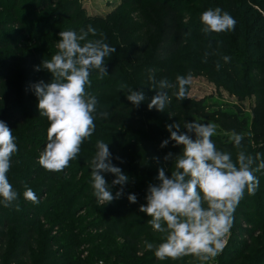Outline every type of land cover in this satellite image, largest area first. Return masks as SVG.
<instances>
[{"label": "rangeland", "instance_id": "374dc122", "mask_svg": "<svg viewBox=\"0 0 264 264\" xmlns=\"http://www.w3.org/2000/svg\"><path fill=\"white\" fill-rule=\"evenodd\" d=\"M164 2L178 12L177 32L174 40L180 42L181 47L174 55L156 62L153 60V50L165 17L164 7L158 6V3ZM216 7H220L235 19V27L226 32L205 34L200 21L201 14ZM56 13L58 16L52 17ZM51 18L54 19L49 21ZM77 18L78 21H76ZM89 25L97 29V35L93 37L90 34V39H99L102 34L107 44L116 47V52L105 58V66L126 69L127 74L128 70L133 69L137 91L142 90L140 84L144 90L145 86H154L149 80L150 73L143 74L145 70H153L157 82L166 79L171 84L176 83L177 75H191V81L186 85L187 95L184 100L180 101L173 95L176 88L165 90L170 97L165 111L173 113L169 122L181 124V132L186 131L183 128L186 121L201 120L197 114V107H190L197 106L201 102L212 107L208 112L238 113L242 121L246 122L244 127L251 129L253 110L261 90L264 91V58L262 56L264 0H128V3H124L123 0H0V26H2L0 28V79L5 80L1 83V88L5 91L4 98L7 100L8 91L15 89L22 91L17 94L18 99L31 103L28 106L31 108L30 114L25 119H18L11 126L22 141L31 138L39 141L43 134L46 140L43 149L47 143L48 126L44 125L49 122L46 123L44 119L38 120L32 117V114L38 110L36 107L38 100L31 85L41 80L45 82L51 80L50 73L43 69L36 71L35 67L41 65L43 59L49 60L58 51L56 44L59 35L52 34L53 31L56 33L65 30L79 32L81 28L86 30ZM47 33L50 34L47 35ZM214 41H218L224 47H217ZM224 57L229 58L227 62ZM259 59H263L261 64L257 63ZM226 66L231 67V73L225 71ZM98 74V70H92L91 84L87 87L88 92L111 79L96 77ZM143 92L146 99L141 106L147 110L148 103L157 91ZM127 94L125 93L124 96ZM95 96L99 103L111 100L102 95ZM5 104L4 102L0 107V111L3 110ZM138 110L142 111V109ZM26 112L28 111H24ZM9 119L10 116L0 114V120L6 122ZM213 124L216 125L214 137L219 146L218 149L228 151L222 146L231 141V133L224 131L215 122ZM29 131H33L30 136ZM191 135L194 138V134ZM93 138L96 140L94 134L81 146V149L88 154L84 155L88 160L93 157L90 154L95 155L97 150L96 141ZM261 146H264V141L259 144L254 141L243 150L254 156L258 154L257 149ZM43 149L39 151L36 148H30L22 152L18 146V152L14 156H19L21 161L13 164L8 172V174L20 175L23 178L34 175V181L26 184L18 192L19 198L13 202L19 205L23 203L34 205L42 221L34 225L37 236L34 239L36 247L31 249L32 264H42L46 258L50 260L48 264H66L65 256L75 244H79L73 252L76 258L90 264L94 254L103 253V240L110 235L106 232L96 233L93 229L92 231L86 230L88 227L92 228L93 225L95 227L101 217L100 211L105 209L106 205L96 204L88 210H78L74 219L64 223L65 219L58 211V207L54 208V198L50 195L53 188H60L63 185L54 182L48 184L46 192L41 190L48 176L47 173H49L38 163ZM109 149L112 153L113 150ZM234 151L233 158L236 157L239 149ZM117 160L113 157V164L118 163ZM142 164L148 168L152 167L146 161ZM124 166L122 168L125 169L122 170L127 175L130 171L140 169L131 159H126ZM88 168L85 170L87 171ZM58 174L60 179L66 182L68 179H76V183L86 184L87 187L91 185V182L87 181L91 178L90 172H75L73 168H68ZM255 175L261 184L262 178L258 177L256 172ZM148 184H144V188H147ZM26 187L31 188L35 194H41L39 203L34 204L24 198L23 192ZM259 188L254 195H251L256 213L254 222H259V218L264 216V186ZM114 189L112 188V191ZM91 193L93 194V189ZM87 199L88 197L85 200ZM20 210L21 218L25 210L23 207ZM236 226H242L252 232L251 237L238 240L248 245L246 252L234 250V245L230 244L231 232ZM23 234L22 226L8 229L7 255L21 244ZM96 239H101V243L93 244ZM51 241H55L54 244L57 246L53 251L49 250ZM118 244L123 246L122 242ZM63 246L67 250H61ZM232 255L239 257V261H235ZM195 263L200 264L197 259ZM210 264H264V224L253 229L245 227L242 223H238L235 227L232 225L225 247Z\"/></svg>", "mask_w": 264, "mask_h": 264}, {"label": "clouds", "instance_id": "9594fccd", "mask_svg": "<svg viewBox=\"0 0 264 264\" xmlns=\"http://www.w3.org/2000/svg\"><path fill=\"white\" fill-rule=\"evenodd\" d=\"M200 21L205 34L230 31L236 24L235 19L220 7L204 11ZM90 34L93 37L97 35V29L91 25L79 32H59L58 51L35 67L36 71L43 69L51 74L49 82L41 80L31 85L38 100L39 115L49 122L47 143L38 159L40 166L48 172H62L72 160L77 159L82 144L95 131L97 116L103 119L109 116L106 111H98V99L87 91V87L91 84L92 70H98L99 78L108 74L105 58L115 53L116 47L107 44L102 34L99 39H90ZM228 59L224 57L226 62ZM149 71V80L154 85L152 88L158 89L147 105L149 110L164 111L170 101L165 91L169 88L177 89L173 93L176 99L182 101L186 98L190 74L177 75L176 83L171 84L166 79L157 82L154 72ZM125 90L127 100L137 108L146 99L143 90L136 91L121 84L120 91ZM183 128L185 132H181L179 123L167 124L170 136L160 144L161 148H165L169 141H174V146L182 148L178 154L168 152L163 157L165 162H171L170 176L160 164V158L153 157L158 164L155 177L158 183L148 184L146 203L139 206V211L150 217L147 222L154 232L160 234L161 242L154 244L146 241L144 247L153 251L160 261H176L192 256L200 264H210L225 247L233 214L245 192L255 194L259 186L255 172L264 170V160L243 150L245 138L242 133L233 131L230 136L239 149L234 160L231 152L219 150L214 143L215 124L192 120L186 121ZM96 149L90 161L93 195L98 204L106 205L125 194L124 187L129 182V176L113 164L108 143L97 140ZM17 152L12 129L0 120V203L4 207L19 198L7 175L12 157ZM103 173L115 176L111 184ZM116 186L120 187L114 195L112 188ZM23 196L34 204L39 203L31 188L26 187ZM127 199L129 203L138 202L134 193L128 194Z\"/></svg>", "mask_w": 264, "mask_h": 264}, {"label": "trees", "instance_id": "16d2710c", "mask_svg": "<svg viewBox=\"0 0 264 264\" xmlns=\"http://www.w3.org/2000/svg\"><path fill=\"white\" fill-rule=\"evenodd\" d=\"M123 1L124 3H128V0ZM159 5L164 7L165 17L162 21L159 38L157 39L153 50V60L156 62L169 58L181 47V43L174 40L177 32V10L171 9L165 2L158 3V6ZM57 13L52 17L56 18L58 16ZM54 18H51L49 21ZM79 19H81V17H79ZM76 21H78V18ZM1 27L2 26H0V28ZM49 34L50 33H47V35ZM52 34L59 33L58 31L57 33L56 31H53ZM214 43L217 47H224V45L220 44L218 41H214ZM262 56L264 58V49L262 50ZM262 60L263 59L257 60V63L261 64ZM106 69L108 74L103 77L104 79L111 78L118 80L113 81L110 79L108 80L109 82H105L89 92L90 94L102 95L105 98L109 97L111 99L107 102L98 103V111H106L109 113V116L107 119L97 116L95 121L96 128L93 133L96 140L93 139L95 141L102 140L105 143H108L109 148L113 150V157H120V159L117 160L119 162L114 165L123 169L122 166L125 167L124 163L126 162V159H131L134 161L135 166L140 169H137V171H130L128 174L129 182L124 187L125 194L120 199L114 200L110 204H106V208L100 211L101 217L99 222L95 227L93 225L92 228H87L88 230L86 231H92L93 229L96 233L106 232L110 235L103 240L104 245H106H103V253L94 254L92 262L89 263L98 264L103 261L104 264H197L195 263L196 258L192 256H186L176 261L170 259L160 261L154 256L153 251H148L144 247L146 241L154 244H159L161 242L160 234L154 232L147 222L150 217L139 211V206L146 203L145 196L147 188H144L143 185L148 183H158L155 179L157 176L158 164L153 160V157L160 158V164L165 167L166 174L170 176L171 162H165L163 157L168 152L178 154L182 151L181 146H174V141H169V144L165 148L160 147L161 142L168 139L170 136V133L166 130V125L173 124L169 122L173 113L166 112V106L163 112L157 111L155 108L152 110L147 108L146 110L145 107L143 108L141 106L143 102L138 108L133 106L132 103L127 100L126 96H124V94L127 93V90L120 91L121 84H126L128 88H132L136 91L138 90L136 81L134 80L133 69L130 71L128 70V74L126 73V69L122 70V68L106 66ZM225 71L231 73V67L226 66ZM149 73V70L143 71V74ZM96 77H99V74ZM3 81L5 80L0 79V107L4 102L6 104L5 107H3V110L0 111V114L2 116H10V119L6 121V124L11 128L12 124L18 119H25L27 115L30 114L29 110L31 108H28V106H30L31 103L21 101L20 98L18 99L17 94L22 91L15 89H10L8 91V98L5 100V91L1 88V83ZM140 87H142V90L145 92L151 90L158 91V89L152 88L153 86L151 85L145 86V90L143 89L142 84H140ZM260 93L256 107L253 110V122L251 124L252 130L244 127L246 122H243L241 116L236 112H208L212 107L208 106L205 102L190 107H197V114L201 117L199 122H215L228 133H232L233 131L236 133H242L245 138L242 142V148H244L249 147L254 141L258 144L264 141V91L261 90ZM138 109H142V111H139ZM24 111L28 112L24 113ZM32 117H35L38 120L44 119V121L48 123L45 117L39 115L38 110L32 114ZM44 126L47 127L49 124H45ZM12 131L15 136L17 147L20 146L22 152L27 151L30 148H36L39 151L43 149V144L46 142L43 134L40 136L41 140L39 141H35L33 138L22 141V138H20L14 130ZM33 131H29V136ZM212 139L217 148H219L216 143V138L213 136ZM222 148L231 152L233 156V153H235L233 150L237 149L232 141L222 146ZM257 152L260 159L264 160V146L258 148ZM84 155L88 154L81 149L77 159L71 161L69 166L65 169L73 168L75 172L91 173V168H88L90 167L91 160H88L86 158L87 156L85 157ZM90 155L94 156L92 154ZM18 157L19 156L13 155L11 162L12 165L21 161ZM233 159L235 160V158ZM121 160L123 163H121ZM23 161L24 160H22V162ZM144 161L150 163L152 167L148 168L143 165L142 163ZM257 163H259V161H257ZM253 167L255 168L256 165L254 164ZM85 168H88V170L86 171ZM256 173L258 177L262 178L261 184H259L257 188V190H259V187L264 186V170L257 171ZM47 175L45 184L41 187L42 191L46 192L48 190L47 186L50 183L55 182L56 184L63 185L60 188H53L50 195H53L54 208L58 207V211L62 213V217L65 219L64 223L74 219L76 211L88 210L90 207L98 204L95 196L91 193L93 189L91 178L87 180L88 182H91V185L87 187L86 184L82 185L76 183V179H68L66 182L64 179H60L59 174L55 172H49ZM103 175L109 183L115 179V176L111 173H103ZM8 179L12 184L13 189L20 192L26 184L34 181V175L23 178V176L20 175L8 174ZM119 187L120 186L115 187L113 192L118 191ZM130 193H134L137 196V203H129L127 195ZM45 194L46 193H44V195ZM36 196L39 199L41 198V194L37 193ZM87 197L89 200H85ZM252 203L253 197L245 192L243 199L239 202L233 214L234 219L232 225L234 227L238 223H242L245 227L253 229L254 227L258 228L260 224H264V216L259 218V222H254V216L256 217V213L254 212V206ZM17 205L19 207H17ZM22 207L25 212L24 216L20 218V208L22 209ZM65 208H68L69 210H66ZM37 212L38 209H36L34 205L28 203H23L22 205L12 203L8 207H4L3 204L0 203V264L33 263L31 249L36 247L34 239L37 236V230H35L34 225L42 222ZM15 226H22V229L24 230L22 242L7 255V231L10 227ZM251 236L252 232L250 230H247V228H243L242 226H236L231 232L232 239L230 244L232 243L234 245V250L246 252L248 245L243 242H238V240ZM74 241L77 242V240ZM120 242L123 243V246L118 244ZM54 243L55 241H51L49 248L50 251L57 248ZM98 243H101V239H96L93 242V244ZM78 245L79 244H75L68 250L67 255L65 256L66 264H87V262L77 259L76 254L73 253ZM61 250H67V248L63 246ZM232 258L235 261H239L240 259L239 257L237 258L236 255H232ZM48 263H50V260L49 258H46L42 264Z\"/></svg>", "mask_w": 264, "mask_h": 264}]
</instances>
